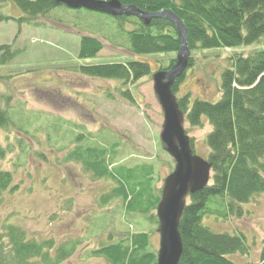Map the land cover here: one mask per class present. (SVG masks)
I'll use <instances>...</instances> for the list:
<instances>
[{
    "label": "rangeland",
    "instance_id": "rangeland-1",
    "mask_svg": "<svg viewBox=\"0 0 264 264\" xmlns=\"http://www.w3.org/2000/svg\"><path fill=\"white\" fill-rule=\"evenodd\" d=\"M0 14L8 17L0 23V45L10 44L15 53L6 62L2 60L7 55H0V106L9 121V130L0 128V144L9 150L0 160V169L13 176V189L0 196V232L9 223L24 230L27 238L51 240V253L62 244L72 249L59 264H110L91 252L142 232L149 237L147 250L156 254L159 221L155 210L144 214L127 209V202L114 195L117 184L110 176H93L69 154L80 149L85 156L86 148L103 149L111 173L145 166L153 196L160 195L175 162L160 143L164 114L152 75L169 67L175 52L133 54L128 41L135 25L132 18L121 21L63 4L37 16L39 25L19 26L18 18L26 14L12 0L0 3ZM83 35L102 42L103 48L94 57L78 58ZM258 50H264L262 41L191 50L192 64L174 97L188 95L190 103L194 99L216 102L221 95V74L232 68L234 57ZM129 60L148 63L150 73L123 83L76 69ZM184 120L194 155L206 160L211 126L204 117L198 127ZM244 208L242 218L205 215L203 223L213 232L241 233L247 252L229 257L238 264H260L264 194L255 195Z\"/></svg>",
    "mask_w": 264,
    "mask_h": 264
},
{
    "label": "trees",
    "instance_id": "trees-1",
    "mask_svg": "<svg viewBox=\"0 0 264 264\" xmlns=\"http://www.w3.org/2000/svg\"><path fill=\"white\" fill-rule=\"evenodd\" d=\"M12 1L26 14L18 18L19 26L22 23L39 25L35 20L37 16L63 6L58 0ZM118 1L123 6H134L146 13L163 10L175 13L185 26L190 52L195 48H233L258 41L264 44V0ZM114 18L121 21L135 19L132 21L134 29L128 32L129 49L133 54L176 53L180 47L175 26L167 20L152 18L145 24L140 18L130 15ZM7 19L0 14V23ZM10 47V44L0 45L1 57L7 55L2 60L4 62L15 54ZM102 48L100 40L83 35L79 39L77 56L88 59ZM174 60L170 61L169 67ZM191 64L190 56L188 67ZM76 69L84 75L123 83L135 82L150 73L148 63L138 60L77 66ZM183 75L173 82L172 93L175 94ZM220 91L216 102L194 99L190 103L188 95L176 98L178 110L190 126H200L202 117L211 126L206 136L209 148L206 161L211 177L202 189L186 196L178 223L182 252L177 264H238L229 256L247 252L245 237L241 233L213 232L203 223V217L242 218L244 205L255 195L264 194V50L234 57L232 68L221 74ZM0 128L9 130L8 117L1 106ZM190 142L193 147L191 138ZM8 152L0 144V160ZM84 152L85 156L77 149L69 154V158L81 161L85 170L95 177L110 176L117 184L113 189L114 195L127 202V209L144 214L155 210L156 213L161 192L153 196L147 167L120 168L111 173L103 157L105 150L89 147ZM12 183L11 172L0 169V196L13 189ZM148 245L146 233H134L91 253L105 258L110 264H155L156 254L147 250ZM53 247L51 240L27 238L24 230L7 223L0 232V264H59L72 253V249L67 250L63 244L51 253ZM260 260V264H264V239Z\"/></svg>",
    "mask_w": 264,
    "mask_h": 264
},
{
    "label": "water",
    "instance_id": "water-1",
    "mask_svg": "<svg viewBox=\"0 0 264 264\" xmlns=\"http://www.w3.org/2000/svg\"><path fill=\"white\" fill-rule=\"evenodd\" d=\"M70 9L84 8L111 16L130 15L148 24L152 18L167 20L175 26L180 37L174 64L152 75L155 93L163 109L164 124L160 140L173 158L175 168L165 179L161 198L156 208L159 221V248L155 264H177L182 252L178 231L179 218L188 193L202 189L208 182L210 166L207 161L193 154L189 138L182 126L183 115L178 110L171 86L187 68L190 50L185 26L172 11L146 13L134 6H123L118 0H58ZM182 120V121H181Z\"/></svg>",
    "mask_w": 264,
    "mask_h": 264
},
{
    "label": "bare ground",
    "instance_id": "bare-ground-1",
    "mask_svg": "<svg viewBox=\"0 0 264 264\" xmlns=\"http://www.w3.org/2000/svg\"><path fill=\"white\" fill-rule=\"evenodd\" d=\"M177 53V52H176Z\"/></svg>",
    "mask_w": 264,
    "mask_h": 264
}]
</instances>
